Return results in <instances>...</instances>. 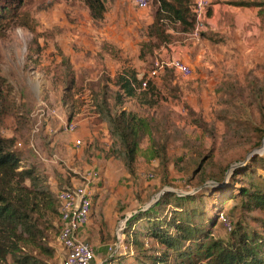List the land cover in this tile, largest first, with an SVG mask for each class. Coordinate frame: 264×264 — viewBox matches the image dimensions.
Segmentation results:
<instances>
[{
  "label": "rangeland",
  "instance_id": "1",
  "mask_svg": "<svg viewBox=\"0 0 264 264\" xmlns=\"http://www.w3.org/2000/svg\"><path fill=\"white\" fill-rule=\"evenodd\" d=\"M157 1L141 11L129 0H105L102 17L94 18L84 0H0L15 10L13 17L0 20V133L16 138L23 162L38 165L56 193L91 175L93 215L81 234L89 231L82 240L93 246L92 264L128 252L125 220L153 207L162 192L196 193L215 208L223 192L238 189L236 181L251 169L247 166L264 158V0H213L221 5L222 30L202 33L187 48L175 44L181 41L178 35L171 46L150 38ZM242 1L260 6H236ZM178 60L191 67V76L165 68L151 77L157 62ZM131 74L150 79L158 98H149L153 106L141 95L125 98L122 108L150 119L158 128L155 138L163 141L160 134H168L169 146L165 161L151 159L147 137L137 163L127 168L106 158L111 139L91 93L102 79L116 90L114 81ZM79 110L78 131L67 136L70 114ZM72 138H82V147L76 148ZM193 156L206 157L203 167L213 164L212 173L225 171L224 182L197 186L200 172L193 175L189 167ZM258 174L264 177L262 169ZM225 203L232 224V218L244 217L250 229L260 224L255 219H264V211L249 213L235 209L233 201ZM215 234L229 240L220 222ZM50 243L57 258L48 263L61 264L57 231Z\"/></svg>",
  "mask_w": 264,
  "mask_h": 264
},
{
  "label": "trees",
  "instance_id": "2",
  "mask_svg": "<svg viewBox=\"0 0 264 264\" xmlns=\"http://www.w3.org/2000/svg\"><path fill=\"white\" fill-rule=\"evenodd\" d=\"M84 1L94 18L102 17L105 0ZM157 4L149 35L159 40V46L174 41L175 37L168 32L170 28L194 32L196 19L192 0H158ZM236 6L260 5L242 1ZM14 11L0 3V20L13 17ZM208 17H211V8ZM176 21L181 23L179 27L174 25ZM144 81L147 87L141 89ZM113 84L116 90L110 87L109 79H102L98 90L91 93L92 105L111 139L106 158L117 160L127 168L133 167L142 142L149 137L152 141L149 158L165 161L169 135L161 133L163 141L157 140L154 132L158 128L150 119L122 108L125 98L137 99L139 95L153 106L155 103L148 100L158 98L155 84L150 79H138L134 74L118 77ZM2 86L0 76V104ZM81 113L82 110L71 112L70 121ZM262 157L252 161V167L247 166L251 169L241 174V182L236 181L238 189L231 188L220 195L223 202L215 208L210 209L196 193L164 192L153 207L130 216L124 229L128 252L109 256L106 264H264V219H255L261 220L260 224L249 229L244 217L232 218V230L226 242L215 234L227 201L235 202V209L243 208L249 213L264 211V177L258 174L260 169L264 171ZM192 158L189 167L193 168V175L200 172L201 176L197 186L208 181L224 182L225 171L212 173L209 169L213 164L203 167L206 157ZM239 169L243 172L246 168ZM235 180L233 177L232 184ZM61 227L60 203L48 175L34 163L26 165L17 150L16 138L0 133V264H8L9 260L12 264H49V260L57 258L50 235L57 231L58 236Z\"/></svg>",
  "mask_w": 264,
  "mask_h": 264
},
{
  "label": "built area",
  "instance_id": "3",
  "mask_svg": "<svg viewBox=\"0 0 264 264\" xmlns=\"http://www.w3.org/2000/svg\"><path fill=\"white\" fill-rule=\"evenodd\" d=\"M132 5L141 11L150 8L151 0H129ZM212 5V0H192V12L195 15L196 26L192 33L193 37L198 39L208 28V10ZM165 68L174 69L180 76L187 78L191 76V67L183 61H174L170 63L157 62L156 68L152 71L151 77L159 74V71ZM147 87V81L142 83L141 89ZM65 133L75 135L78 131V122L72 120L66 123ZM82 138L74 140V146L80 148L83 145ZM21 146V143H20ZM60 203L61 230L57 236L61 264H92L95 259L93 246L81 238V232L87 227L93 215L94 200L96 190L92 183L91 175L83 177L77 183L66 186L57 191ZM219 222L230 232L232 223L224 213L220 215ZM124 236L119 235L118 245L122 244Z\"/></svg>",
  "mask_w": 264,
  "mask_h": 264
},
{
  "label": "crops",
  "instance_id": "4",
  "mask_svg": "<svg viewBox=\"0 0 264 264\" xmlns=\"http://www.w3.org/2000/svg\"><path fill=\"white\" fill-rule=\"evenodd\" d=\"M211 7L213 8V15L208 20V24L209 25H208V28H207L205 33H207V32H218V31H220V29L222 30V28H220V23L218 22V18L220 17L218 15V13L221 10V5L217 4V3H213V0H212ZM180 24L181 23L179 21H176L174 23V25L176 27H179ZM168 32L170 34H172L174 37L176 35L181 36V38H180L181 41L180 42H176L175 44H178L179 47L182 46L184 48L191 47V45H195V40H198V39L203 37V36H201L200 38L196 39V38L193 37L192 33L182 32L181 30L175 31L172 28H170L168 30ZM174 42H175V39H174V41L172 43H169L167 46H169L170 44H173ZM64 134H66L67 136H70V137H75V135H76V134L75 135L68 134V133H65V132H64ZM110 160H113V159H110ZM106 216L109 217L110 215L107 214ZM81 238L83 240H84V238H89V231H85V233H83V235L81 234Z\"/></svg>",
  "mask_w": 264,
  "mask_h": 264
},
{
  "label": "water",
  "instance_id": "5",
  "mask_svg": "<svg viewBox=\"0 0 264 264\" xmlns=\"http://www.w3.org/2000/svg\"><path fill=\"white\" fill-rule=\"evenodd\" d=\"M164 192H162L161 194H160V196L163 194ZM131 216V215H130ZM130 216L125 220V224L127 223V221H128V219L130 218ZM124 229V228H123ZM123 233V232H122Z\"/></svg>",
  "mask_w": 264,
  "mask_h": 264
}]
</instances>
